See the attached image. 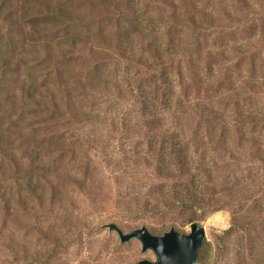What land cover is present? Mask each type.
Returning a JSON list of instances; mask_svg holds the SVG:
<instances>
[{"label":"rangeland","instance_id":"1","mask_svg":"<svg viewBox=\"0 0 264 264\" xmlns=\"http://www.w3.org/2000/svg\"><path fill=\"white\" fill-rule=\"evenodd\" d=\"M186 187L197 264H264V0H0V264L155 261L110 226Z\"/></svg>","mask_w":264,"mask_h":264},{"label":"water","instance_id":"2","mask_svg":"<svg viewBox=\"0 0 264 264\" xmlns=\"http://www.w3.org/2000/svg\"><path fill=\"white\" fill-rule=\"evenodd\" d=\"M110 228L117 232L122 243L137 239L142 243L143 252L152 251L156 256L155 261L144 259L136 264H197L206 239V229L198 223L191 225L189 234H182L172 228L163 236L151 234L147 227L128 233L114 224Z\"/></svg>","mask_w":264,"mask_h":264},{"label":"trees","instance_id":"3","mask_svg":"<svg viewBox=\"0 0 264 264\" xmlns=\"http://www.w3.org/2000/svg\"><path fill=\"white\" fill-rule=\"evenodd\" d=\"M46 8L48 9L49 7L47 6ZM57 15L63 17L61 14H57ZM165 153H166L167 157H169L171 160H176V161H178L180 163L181 173L184 172L185 170L191 172L190 171V162L187 161L188 158H187V156L185 154H184V158H180L179 156H177L175 154V152H174V150L172 148L170 150H165ZM174 199H175L176 202H179V204L181 205V207L183 209L189 210V211H191V213L193 212L194 217H193V219L192 218L190 219V221L192 223L194 222V219L197 216V213L195 211H193V210L199 208V207H197L199 202L200 203L203 202L202 204H205L203 199H199L198 198V191L197 190H192L189 187H186L183 190V192L176 193L174 195ZM168 205H170V204H168ZM203 208H205V207H202L199 210H203ZM207 208H209V207H207Z\"/></svg>","mask_w":264,"mask_h":264}]
</instances>
